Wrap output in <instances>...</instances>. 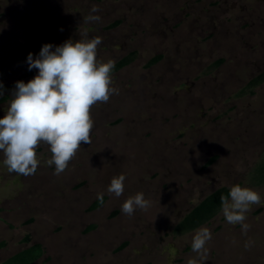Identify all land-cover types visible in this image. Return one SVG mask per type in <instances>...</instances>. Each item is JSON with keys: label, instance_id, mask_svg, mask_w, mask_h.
I'll return each instance as SVG.
<instances>
[{"label": "rangeland", "instance_id": "1", "mask_svg": "<svg viewBox=\"0 0 264 264\" xmlns=\"http://www.w3.org/2000/svg\"><path fill=\"white\" fill-rule=\"evenodd\" d=\"M85 34L102 39L98 60L133 61L112 72L117 93L92 106L91 143L63 173L45 162L46 144L28 176L10 172L0 152V264L34 244L43 252L33 264H188L199 259L191 244L201 228L212 234L201 264H264V184L252 180L264 155V83L238 95L264 73V0H0V85L37 75L21 44L50 37L54 50ZM121 174L116 197L107 189ZM236 184L261 195L247 231L221 209L175 234L205 197ZM138 192L150 207L124 214Z\"/></svg>", "mask_w": 264, "mask_h": 264}, {"label": "clouds", "instance_id": "2", "mask_svg": "<svg viewBox=\"0 0 264 264\" xmlns=\"http://www.w3.org/2000/svg\"><path fill=\"white\" fill-rule=\"evenodd\" d=\"M91 11L95 13L99 9L93 6ZM88 19L98 21L100 17L89 16ZM101 43L100 37L87 38L85 34L75 42L69 38L54 50L50 43L42 45L35 59L32 53L28 54L29 71L35 68L38 73L27 83H15L6 114L0 118L2 164L10 172L23 176L35 174L40 164L37 149L46 144L51 157L45 162L50 167L54 165V174L59 175L66 170L81 144L91 143L92 106L106 103L117 93L112 81L114 61L97 59ZM0 95H3L2 90ZM125 179L123 174L113 177L108 193L120 197ZM261 203L258 191L239 184L230 188L228 196L221 197L226 221L232 225L241 224L244 231L248 228L244 223L246 213L252 205ZM150 204L144 194L138 192L124 201L121 211L130 216L137 208L146 210ZM211 238L207 228L196 231L191 248L199 259H189L188 264H201L206 260L205 245Z\"/></svg>", "mask_w": 264, "mask_h": 264}, {"label": "trees", "instance_id": "3", "mask_svg": "<svg viewBox=\"0 0 264 264\" xmlns=\"http://www.w3.org/2000/svg\"><path fill=\"white\" fill-rule=\"evenodd\" d=\"M46 43L51 44L52 38L43 37L34 39L21 44L20 46H18V48L21 51H24L26 55L29 53L37 55L39 54L42 45ZM133 57L134 55L130 54L116 62L113 73L118 72L130 65L133 61ZM156 60L157 58H154L153 60L149 61L148 65L153 64L154 62H156ZM29 74L30 72L24 74L22 77H25ZM262 83H264V73H261L258 76L252 78L247 83V85L239 91L238 95L245 94L246 92L253 93V89L261 85ZM1 85L2 89L0 90H2L3 95H0V104H4L11 100L9 95H7V92L15 88V83ZM252 180L257 185L264 184V155L253 171ZM229 190L230 189L228 188H221L205 197L198 205H196L189 213L185 215L181 222L178 223L175 228V234L187 233L208 223L222 209L221 197L228 196ZM101 203L102 200L95 202L91 206V209L97 208ZM25 239V242L28 241V238ZM42 252V247L39 244H34L14 254L13 256L5 260L2 264H33L42 256Z\"/></svg>", "mask_w": 264, "mask_h": 264}]
</instances>
